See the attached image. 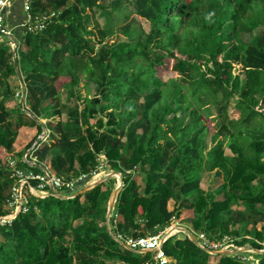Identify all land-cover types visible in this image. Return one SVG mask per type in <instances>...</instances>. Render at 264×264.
I'll return each instance as SVG.
<instances>
[{
	"label": "trees",
	"instance_id": "16d2710c",
	"mask_svg": "<svg viewBox=\"0 0 264 264\" xmlns=\"http://www.w3.org/2000/svg\"><path fill=\"white\" fill-rule=\"evenodd\" d=\"M101 1L31 0L32 18H54L40 32L19 30L15 52L0 45V217L12 186L5 179L7 161L21 159L48 130L53 143L34 152L36 167H18L39 174L48 157L57 176L88 182L103 156L123 180L115 205L121 220L109 231L112 190L104 183L71 199L28 195L29 212L0 228V264H105L101 256L113 264H152V252L127 249L116 235L152 237L183 219L195 237L215 233V241L261 250L264 227L256 242L236 240L237 227L249 225L252 214L264 218V0H115L107 10ZM94 8L108 19L118 13L125 26L114 31L106 24L94 34L87 14ZM131 16L146 21L148 32L136 36ZM114 35L129 41L106 45ZM166 59L176 78L163 81L157 68ZM19 73L28 124L2 103L13 95L6 81ZM62 95L74 105L68 122L40 124L44 105L58 109ZM121 102L108 123L116 130L101 133L104 124H93L96 117ZM205 173L221 179L216 192L201 190ZM162 250L175 264H245L210 255L186 236L170 237Z\"/></svg>",
	"mask_w": 264,
	"mask_h": 264
},
{
	"label": "rangeland",
	"instance_id": "374dc122",
	"mask_svg": "<svg viewBox=\"0 0 264 264\" xmlns=\"http://www.w3.org/2000/svg\"><path fill=\"white\" fill-rule=\"evenodd\" d=\"M114 1L115 0H102L101 6L103 8H106V10H107L109 4L113 3ZM128 6L131 7L130 5H128ZM129 11H130V9L127 11V13ZM87 12H88L87 14H89L91 17V19H90L91 22L88 26V29L91 30L94 34L97 32V30H99V29L102 30L103 28H105L106 24H108L109 28L113 29L114 31L117 30L118 28L122 27V26H125L124 20L119 16L118 13H112L108 19V17L102 15L101 10H98L96 8L91 9L90 11L87 10ZM129 20H130V22L133 21L132 30L135 32L136 36H138L141 32H148L149 24L146 21H144L143 19L136 17V16H131ZM261 32H262V30L260 29L254 35L247 36L245 38V41L248 42L249 40H251V38L253 36L258 35ZM94 37H96V35H94ZM122 41L126 42L129 40L123 36L114 35V36L108 38L106 40L105 44L110 46L114 43L122 42ZM1 44H3V43L0 41V45ZM97 52H98V47L96 48V54H97ZM240 73H241L240 67H236L235 68V74H240ZM157 75L163 81H167L168 79H171V78H176V74L172 71V61L170 59H166L165 64L163 66L157 68ZM24 79L25 78L21 75V73H19V75L11 77L6 81V84L8 85V87L11 90V92L13 93V95L9 99H5V101H2V103L4 104V106L6 107V109L8 111L12 112V114L14 116H17L16 121H20L23 124H28L30 122L31 118L29 117L30 114L28 112V107L26 106L27 89H26V84H25ZM77 91L79 92V96L81 97V100H79V99L77 100V105L80 106V108L82 109L83 108L82 100L85 97V90H84L83 82H81ZM65 100H66L65 95H62L61 104H60L58 109L49 108L46 105H44L43 114L38 119L40 124L45 126L47 123H56V122L66 123V122H68L69 114L72 112L74 105L68 104ZM237 101H238V97H235L234 99H232L229 102L230 105H229V109H228V116L230 118H233L236 116L235 106L237 104ZM0 102H1V99H0ZM122 108L123 107H122V102H121V104L117 108L101 112L96 117V120L93 122V124L97 123L98 120H101V121H103L104 127H103V129H101L100 132L101 133H103V132L112 133L113 131L116 130L115 129L116 125H109L108 124L110 122V120L112 119L111 113L113 112L114 115L118 114L122 110ZM260 110L264 111V106H260ZM51 143H53V141H50L49 144H51ZM101 157H102V158H100L101 166H100L97 173L102 172L103 176L100 178V180H107L106 184L111 188V190L113 192L117 188V186H119V184H120L119 176L116 175V171L112 170L109 167L106 159L103 156H101ZM33 162H35V159L33 160ZM42 164H43V166L50 168V159L47 157L45 162H43ZM109 175H111L110 176L111 178L108 180ZM5 179L8 182H10L12 185V177H11L10 173H7ZM135 179L137 180V182H140L139 178H135ZM91 180H92V177L90 178V180L88 182H80L77 185L78 191L82 190L88 184H91L92 182H94ZM9 191H11V190L9 189ZM9 191L6 192L7 197L10 195ZM69 197L70 196L67 194L65 196H63V198H69ZM2 209L6 213H10L12 211L11 207L6 202L4 204H2ZM107 212H108V205H107ZM245 214H246V216L251 215V213L249 211H246ZM106 220H109L108 229H109V231H112L116 222L119 220V216L116 212V208L110 212V217L108 216V214H106ZM186 224H188V223H185L184 225L178 226V224L173 223L170 226V228H172L171 230L173 231V234L170 233L171 237H175L177 240H184L186 235L182 234L180 232V230H178V229H180V228H185V229L189 228L190 229L191 227L189 225H186ZM263 227H264V218L260 214H257V215H256V213L252 214V220L249 223V225L237 227L238 228L237 230L240 234V237L236 241L238 242L241 239H246L247 241H255L256 240V233L260 232ZM169 232H170V230H169ZM214 234L215 233H213V235ZM247 234H248V236H247ZM199 235L200 234L196 235V238ZM203 235H204V238L207 242H212L214 244H217V245L223 247L222 251L229 252L230 256L237 257L238 259H240L245 264H259L260 260L262 259V256L264 255V242L261 243L262 249L259 250L263 253H259L255 250H252L249 244L240 248L235 244V241H233V240L225 238V239H223V241L218 242V241H215L213 235L210 236V233L209 234H203ZM1 242H2V239L0 238V243ZM7 252H8V254H12L11 253L12 251L10 249H7ZM100 259L102 261H104L105 264H113L112 260L107 259L104 256H101ZM152 260H153V257H152ZM169 260L174 261L170 258H169ZM171 264H175V263H171Z\"/></svg>",
	"mask_w": 264,
	"mask_h": 264
},
{
	"label": "built area",
	"instance_id": "2783aa9c",
	"mask_svg": "<svg viewBox=\"0 0 264 264\" xmlns=\"http://www.w3.org/2000/svg\"><path fill=\"white\" fill-rule=\"evenodd\" d=\"M17 3L21 4L24 14L23 21L17 27L26 33L42 31L46 28L50 20L54 18V14L40 18H32L31 0H0V39L4 40L14 51L17 50V42L15 41L16 27L11 24L9 18L12 9ZM50 141H52L50 138V131L45 130L38 138L33 148L28 150L21 159L7 161V170L12 177V187L6 203L11 207L12 211L0 217V228L11 225L20 213L26 214L29 212L30 207L27 205L28 195L44 200L50 196L63 198V196L67 194L70 196L68 199H71L74 194L78 192L77 185L80 182H84V177L67 182L63 178L57 176L51 168L43 166L42 163H39V174H35L33 171H25L18 167V163H25L28 164L30 168H35L38 161L36 157H33L34 152L43 144H49ZM34 159L35 162H33ZM33 182H36V185H33ZM170 237L171 235L167 233V229H165L152 237L133 239L131 237L116 235V240L127 249L138 252L139 254L152 252V264H169L171 261L164 254L162 247ZM186 237L189 238L187 235ZM196 239L197 245L209 252L210 255H212L213 252L223 250V247L212 242H207L203 234H200Z\"/></svg>",
	"mask_w": 264,
	"mask_h": 264
},
{
	"label": "crops",
	"instance_id": "0c3cea01",
	"mask_svg": "<svg viewBox=\"0 0 264 264\" xmlns=\"http://www.w3.org/2000/svg\"><path fill=\"white\" fill-rule=\"evenodd\" d=\"M10 22H11V24L13 25V26H15L16 27V33H15V36L17 35L18 36V34H19V30H21L20 28H18L17 26L23 21V19H24V14H23V12H22V7H21V4L20 3H17L15 6H14V8L12 9V13H11V15H10ZM0 41L3 43L4 41L2 40V39H0ZM225 154L227 155V156H232V154H231V151H229V150H226L225 151ZM111 175H109L108 176V180L111 178L110 177ZM138 175H134L133 176V180L134 181H136L137 182V180L135 179V178H139L140 179V182H137V184H141L142 182H141V178L138 176ZM100 178H101V176H99V175H97V177H95L94 179H92L91 181H94V182H96V181H101V184L102 183H104V184H106V181L107 180H100ZM221 184H222V181H221V179H219V178H217L216 176H215V173H205V174H203L202 175V178H201V182H200V188H201V190L202 191H204V192H216L218 189H219V187H221ZM113 193V192H112ZM173 203H171V205H170V209H173ZM184 216H187V214L186 213H184ZM119 220H121V218L119 217ZM118 220V221H119ZM173 223H176V224H178V226L179 225H184L185 223H188V224H186V225H189L191 228L189 229H185V228H180L181 230H187V231H190L191 233H193L194 234V232H193V230H192V225H191V223L189 222V221H186L185 219H183L182 221H177V220H174L172 223H171V225L173 224ZM170 225V226H171ZM171 229L172 228H167V233H169V230L171 231ZM173 232V231H172ZM182 234H184L185 235V233H183V232H181ZM171 261V260H170ZM171 263H175L174 261H171L169 264H171Z\"/></svg>",
	"mask_w": 264,
	"mask_h": 264
},
{
	"label": "water",
	"instance_id": "95a60500",
	"mask_svg": "<svg viewBox=\"0 0 264 264\" xmlns=\"http://www.w3.org/2000/svg\"><path fill=\"white\" fill-rule=\"evenodd\" d=\"M116 175L119 176L120 184H119V186H117V188L111 194V197H110V200H109V203H108V212H107L109 217H110V212L115 208L118 195L121 192L122 187H123V180L121 178V175L119 173H116ZM100 184H101V181H96V182H92L91 184H88L82 190H79L78 192H76L74 194L73 198L76 197V196L85 194L86 192L94 189L95 187H97ZM64 199H68V198H64ZM178 230H180V232L185 233V235H187L192 242L197 244V239H196V237L194 236L193 233H191L190 231H187V230H181V229H178ZM171 232H172V230L169 232V234ZM257 252L263 253V252H261L259 250ZM213 254H217V255H221V256H230L229 252H225V251L213 252Z\"/></svg>",
	"mask_w": 264,
	"mask_h": 264
},
{
	"label": "bare ground",
	"instance_id": "6f19581e",
	"mask_svg": "<svg viewBox=\"0 0 264 264\" xmlns=\"http://www.w3.org/2000/svg\"><path fill=\"white\" fill-rule=\"evenodd\" d=\"M97 175H98V173H97V174H95V175L92 177V179H94L95 177H97Z\"/></svg>",
	"mask_w": 264,
	"mask_h": 264
}]
</instances>
